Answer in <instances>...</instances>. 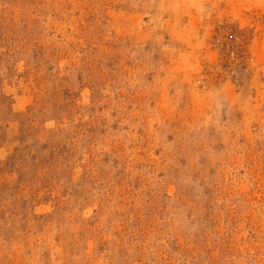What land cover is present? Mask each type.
<instances>
[{
  "label": "rangeland",
  "instance_id": "obj_1",
  "mask_svg": "<svg viewBox=\"0 0 264 264\" xmlns=\"http://www.w3.org/2000/svg\"><path fill=\"white\" fill-rule=\"evenodd\" d=\"M0 264H264V0H0Z\"/></svg>",
  "mask_w": 264,
  "mask_h": 264
}]
</instances>
